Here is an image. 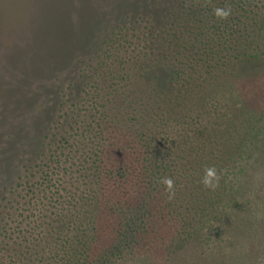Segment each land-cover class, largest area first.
Wrapping results in <instances>:
<instances>
[{
    "label": "rangeland",
    "instance_id": "374dc122",
    "mask_svg": "<svg viewBox=\"0 0 264 264\" xmlns=\"http://www.w3.org/2000/svg\"><path fill=\"white\" fill-rule=\"evenodd\" d=\"M6 1L0 0V264H33L22 231L39 209L46 217L58 209L49 198L46 144L59 120L69 132L91 123L90 133L104 138L91 145L115 143L107 137L116 132L156 130L148 146L159 144L163 153L168 147L167 172L183 181L215 164L222 178L219 198L205 189L193 200L201 202L198 212L179 209L177 190L159 204L147 195L145 208L162 210L152 215L157 226H144L139 215L134 228L142 227L143 239L105 264H264V0ZM227 7V19L214 15ZM142 68L148 71L140 78ZM172 69L184 74L163 96L180 102L178 111L151 103L143 90L159 87ZM178 76L190 85L181 86ZM126 137L119 144L131 143ZM170 207L179 235L167 240Z\"/></svg>",
    "mask_w": 264,
    "mask_h": 264
},
{
    "label": "trees",
    "instance_id": "16d2710c",
    "mask_svg": "<svg viewBox=\"0 0 264 264\" xmlns=\"http://www.w3.org/2000/svg\"><path fill=\"white\" fill-rule=\"evenodd\" d=\"M214 26L220 27L218 22ZM147 71V68H142L136 74L141 78ZM180 74L183 75L184 71L172 69L159 87H145L143 90L151 93V103L163 101L167 104L163 109L169 107L167 110L178 111L180 102L167 101L163 94L171 91L175 76ZM178 79L179 82L182 80L181 86L190 85L184 77ZM186 110L188 105L184 102L181 111ZM63 121L55 123V131L46 144L49 148L46 161L52 164L50 182L53 189L49 198L54 201L51 205L58 209L47 217L42 214L45 210L39 209V217L34 218L30 228L22 231L25 232L22 237L28 245L27 249L34 250L33 254L35 252L33 264H105L111 256L129 248L137 238L143 239L139 234L142 227L134 228L139 215L144 226H157L158 222L152 215H160L162 210L152 211L153 208L145 207L150 196V200L157 204L163 198L167 199L165 185L160 182L164 178L170 177L174 181V191L179 194V209L182 207V210L193 212L200 209L194 206L198 204L201 207V202L193 200L203 199L207 193L202 190H209L201 183L204 174L191 179L187 176L183 182L173 172H167L169 165L164 164L166 159L163 156L170 155L168 147L163 153L159 144L148 146L156 130L145 127L116 132L107 137L115 139V143L91 145L96 139L104 141L101 134L90 133L93 130L91 123L89 127L69 132ZM127 135L131 136V143L119 144ZM142 146L143 149H139ZM182 182L185 186L179 188ZM218 188L222 187L211 191L219 198ZM197 193L202 195L197 196ZM144 208L145 211H140ZM165 215L164 222L170 226L167 240L175 239L179 235V230L175 228L179 218L176 219L172 209Z\"/></svg>",
    "mask_w": 264,
    "mask_h": 264
},
{
    "label": "clouds",
    "instance_id": "9594fccd",
    "mask_svg": "<svg viewBox=\"0 0 264 264\" xmlns=\"http://www.w3.org/2000/svg\"><path fill=\"white\" fill-rule=\"evenodd\" d=\"M232 13L231 7L217 8L214 10V14L217 18L227 19ZM220 176L217 174V170L214 167L206 168L201 183L204 187L215 190L219 186ZM165 185V190L168 193L167 198L172 200L175 197L174 181L169 178H164L160 181Z\"/></svg>",
    "mask_w": 264,
    "mask_h": 264
}]
</instances>
